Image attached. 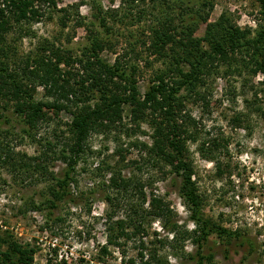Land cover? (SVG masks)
Segmentation results:
<instances>
[{"label":"rangeland","instance_id":"374dc122","mask_svg":"<svg viewBox=\"0 0 264 264\" xmlns=\"http://www.w3.org/2000/svg\"><path fill=\"white\" fill-rule=\"evenodd\" d=\"M57 8L78 11L86 24L93 14L105 16L109 32L98 22L92 27L108 43L97 59L90 57L93 68L98 73L112 65L126 73L135 68L140 93L150 86L155 72L168 67L176 52H184L183 46L171 44L154 52L150 28L172 21L178 27L191 24L194 37H202L205 29L232 31L239 48L208 66L211 73L204 75L197 89L205 99L192 96L185 103L192 120L189 128L196 133L186 147L203 200L202 217L221 228L247 231L256 246L254 253H245L227 246L225 237L212 234L204 253L213 254V259L205 264H264V8L260 0H57ZM55 11L48 13L52 18L7 32L0 43V65L28 87L35 101L51 102L68 90L73 93L62 102L69 108H74L70 100L83 96L95 104L100 92L91 87L92 73L83 69L81 55L89 45L88 34L73 21L61 28ZM45 40L61 46L64 56L69 52L71 64H61V73L45 83L26 79L23 63L51 52ZM247 40H258L257 54L256 47L245 44ZM201 46L208 47L204 42ZM131 112L123 105L119 125L89 134L73 175L72 199L57 201L52 208L47 188L55 181L50 174L60 178L65 164L52 159L49 151L66 152L63 138L71 136L70 115L66 110L44 111L43 122L30 131L11 105L0 109V264H56L61 259L66 264H126V257L140 251L138 240L147 251L155 248L169 264H191L188 258L195 246L186 236L195 226L178 189L180 179L167 165L152 168L142 163L146 152L137 144L149 145L151 130L147 117L135 122ZM239 114L240 120L233 123ZM118 172L142 183L147 201L155 194L169 207L164 216L148 217L140 232L134 233L124 215V206L135 200V194L132 198L128 191L120 199L109 186L111 175ZM110 235L120 237V245H106L102 253L100 246ZM13 244L29 250L23 260L11 251Z\"/></svg>","mask_w":264,"mask_h":264},{"label":"trees","instance_id":"16d2710c","mask_svg":"<svg viewBox=\"0 0 264 264\" xmlns=\"http://www.w3.org/2000/svg\"><path fill=\"white\" fill-rule=\"evenodd\" d=\"M260 2L264 8V0H260ZM45 5L47 6L46 10L43 8ZM53 11L58 14L61 28H65L67 23L73 21L75 27L84 28L88 34L89 45L81 54L85 58L83 69L92 73L90 76L91 87L100 92L99 102L90 104V100L83 96L84 98L70 100L69 103L74 108H69V104L66 106L62 102V99L69 101L68 97L73 92L68 90L59 94L58 98H53L51 102L35 101L29 93L28 87L0 65V109H6L11 105L13 113L20 118L28 130L33 131L38 128L43 122L44 111L66 110L71 117L69 124L71 136L63 138L67 147L66 152L65 149L59 154L49 151L54 155L52 159H59L65 164L60 178H54V175L50 174L51 180L55 181L47 188L48 194L51 196L50 206L55 208L57 201L67 197L72 199L70 187L73 175L78 159L85 150L89 134L119 125L122 121V107L128 105L132 109V120L135 122L145 121L147 117V123L151 130L149 136L151 143L149 145L144 142L137 144L146 152L142 163L152 168L167 165L170 172L180 179L178 189L189 211V219L195 226L186 236L195 246L194 253L188 258L191 264L211 262L213 254H205L204 246L208 244V237L212 234L225 237L227 246L244 249L245 253H254L256 251L255 240L247 231L221 228L202 217L203 200L192 177V162L186 147L187 140L190 137H195L196 133L195 129L192 131L189 128L192 120L184 110L185 103L192 96L196 99H205V96L201 95L197 89L204 83V75L211 73L208 66L213 65L216 60H224L230 51L239 48L240 44H236L238 39L232 38V31L219 29L212 32L205 29L202 37H194L191 24L185 23L178 27L172 24V21L166 25L162 22L160 26L150 28V45L154 48V52L159 53L168 44L175 45V47L183 46L184 52L182 54L176 52L177 55L174 56L176 59L173 57L163 72H155L150 86L140 93L134 79L135 68L129 72L130 74L115 65L108 66L104 73H98L93 68L94 63L90 57L97 59L98 53L107 47L108 43L98 38L92 27L95 22H98L99 26L104 28V32H109L105 16L93 14L92 22L86 24L78 11L70 12L68 8H57V0H0V43L3 41V36L7 32H12L15 27L20 28L23 23L30 24L40 22L43 18H52L51 15L48 16V13H53ZM194 15L197 16V14ZM202 20L206 21V18L203 17ZM44 42H46L44 43L45 47H48L51 52L47 56L32 58L23 63L26 79L40 78L45 83L49 77L61 73V64L63 66L71 64L69 52H67V56H64L61 46L56 47L54 43L46 40ZM201 42L206 43L208 47L203 49ZM245 44L248 47H256L255 50L253 49L254 53L259 52L258 46H256L258 40H254V42L247 40ZM179 60L187 65L186 70L181 66ZM258 67V69H263L262 64H258ZM2 102L5 103L1 104ZM253 109L257 110L258 108ZM240 116L239 114L232 118V122H238ZM63 141L62 143H64ZM216 142L214 139L212 143ZM43 156L46 155L43 154ZM166 175L164 173L163 177ZM109 186L115 188L116 195L120 199L121 195L128 191L132 192L133 195L129 194L132 198L135 194V200L127 198L130 199V202L124 206L125 218L134 233L142 231L143 222L148 217H161L169 210L168 205L155 194H151L147 201L143 192L144 185L132 178L125 179L120 175V172L111 175ZM122 235L128 237L127 234ZM119 238L112 235L106 236L105 243L100 246V251L106 253V245L119 246L117 240ZM176 239L177 237L173 236L171 240L175 242ZM138 245L140 251L136 256L126 257L124 261L126 264H169L161 254L159 255L154 250L155 248L147 251L143 249V242L139 240ZM144 250L147 251L145 254ZM11 251L22 260L29 253V250L16 244L12 245ZM223 258L227 260L229 255H223ZM30 259L31 257L27 260ZM56 264H66V262L61 259Z\"/></svg>","mask_w":264,"mask_h":264}]
</instances>
